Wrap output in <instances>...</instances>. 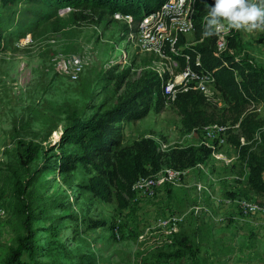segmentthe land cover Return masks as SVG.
<instances>
[{
	"label": "rangeland",
	"instance_id": "obj_1",
	"mask_svg": "<svg viewBox=\"0 0 264 264\" xmlns=\"http://www.w3.org/2000/svg\"><path fill=\"white\" fill-rule=\"evenodd\" d=\"M213 3L194 1L195 29L181 46L218 52L217 33L205 35L198 27ZM11 5L9 17L19 32L0 50V264L18 247L24 204L34 211L36 238L47 249L38 262L26 258L28 264H264V197L251 185L250 164L264 160V103L241 92L239 69L225 73L204 65L213 94L189 90L200 97L191 108L207 120L193 128L177 103L185 92L168 100L160 79V92L141 100L149 103L146 113L112 123L118 145L93 163L62 171L59 155L81 152L62 139L73 117L84 119L92 107H114L134 94L149 73L158 76L170 46L162 55L149 51L136 25L102 10ZM223 24L229 32L222 54L264 66V26L246 31ZM233 29L241 41L229 47ZM58 53L85 58L79 80L56 69ZM185 65L181 58L176 72ZM212 124L227 126L226 159L212 153L201 159L205 128ZM152 145L157 167H180L186 174L176 185L139 196L132 173ZM183 239L192 247L186 254L178 250Z\"/></svg>",
	"mask_w": 264,
	"mask_h": 264
},
{
	"label": "trees",
	"instance_id": "obj_2",
	"mask_svg": "<svg viewBox=\"0 0 264 264\" xmlns=\"http://www.w3.org/2000/svg\"><path fill=\"white\" fill-rule=\"evenodd\" d=\"M166 1L167 0H0V50L4 49L6 44L8 45L9 39L19 32V29L13 26V19L9 17L13 12V7L11 5L13 2H25L28 4L29 9L35 8L33 4H40L43 8L48 10H57L66 6H70L72 9L88 7L102 10L113 17L115 13H122L140 19L144 15L158 10ZM42 7H38L37 10H40ZM3 10H6V13H4ZM204 24L203 27L198 25L199 32H205ZM240 41V32L233 29L229 36V47L239 45ZM184 51L190 53L193 58L196 53H201L203 64L208 65L210 69L217 68L218 72L232 73L235 69H239L243 76L240 81L241 92L249 99L264 103V66L254 63L248 57H237L234 54L225 53L217 56L212 49H209L205 45L191 46ZM160 79L161 78L156 74L149 73L139 90L127 96L120 104L109 108L104 106L101 107V105L96 109L92 107L94 113L84 119L73 117L71 123L64 128L62 139L66 140L69 144L77 146L81 152H65L59 155L57 160H59L58 165H60L59 167L61 170L72 171L78 164L85 165L87 162L93 163L95 158L103 156L105 151L118 145L119 141L116 138L117 136L114 131H112V123L124 117L137 118L146 113L149 103L141 100L146 95L160 92ZM235 88L238 87L236 85L235 87L231 86V89L235 90ZM199 98L198 94H193L189 91L180 94L177 99V103L188 116L190 128L201 126V124L207 121L204 120L198 110L191 108L194 106V103L195 105L197 104ZM153 148L154 146L152 145L148 153L136 159L138 162L132 173V185L140 175H149L160 170V168L157 167L156 153L153 151ZM199 149L201 152V159L210 156V148L202 145ZM254 158L253 156V159ZM255 160L257 162L254 161L250 163L254 167L251 185L264 197V180L261 176L264 160L260 158H255ZM56 166L52 167V169H55ZM23 191L21 192L23 193ZM22 212L23 234L18 239V247L10 249L5 264H28L26 258L38 262L37 260L44 256V252H47V249L45 250V243L40 244L36 238V229L33 226L35 218L34 211L27 204H24L22 205ZM47 229L50 234L54 236L58 235L57 231L52 228L47 227ZM178 250L186 254L192 251V247L187 239H183ZM74 264L90 263L81 259L78 263Z\"/></svg>",
	"mask_w": 264,
	"mask_h": 264
},
{
	"label": "built area",
	"instance_id": "obj_3",
	"mask_svg": "<svg viewBox=\"0 0 264 264\" xmlns=\"http://www.w3.org/2000/svg\"><path fill=\"white\" fill-rule=\"evenodd\" d=\"M194 1L196 0H167L158 10L140 19L122 13L114 14V18L127 19L129 25H136L140 29L141 40L148 42L149 51L162 55L164 45L170 46L169 54L164 55L168 61L164 63V66L156 68L162 80V94L168 100H175L179 90L184 92L196 90L206 96L213 94V85L210 84V76L204 70L201 53H196L193 58L190 53L184 51L193 45L181 46L182 37L194 32L195 29ZM62 8L64 12L72 9L70 6ZM228 32L229 29L225 26L216 32L218 52H215V55L220 56L223 51L227 50ZM181 58H184L186 65L180 72H176L180 67ZM52 60L60 73L74 81L81 77L86 67L85 58L77 54L58 53ZM226 129L227 126L224 124H212L205 128L201 145L210 148L216 159H226L223 137ZM241 141L244 144L245 138L242 137ZM185 174L186 169L164 167L156 173L140 175L134 182L133 189L139 196H152L166 185L178 184ZM248 206L253 211L258 210L256 204H248Z\"/></svg>",
	"mask_w": 264,
	"mask_h": 264
},
{
	"label": "clouds",
	"instance_id": "obj_4",
	"mask_svg": "<svg viewBox=\"0 0 264 264\" xmlns=\"http://www.w3.org/2000/svg\"><path fill=\"white\" fill-rule=\"evenodd\" d=\"M205 35L218 32L223 22L251 31L264 26V0H214L204 17Z\"/></svg>",
	"mask_w": 264,
	"mask_h": 264
}]
</instances>
